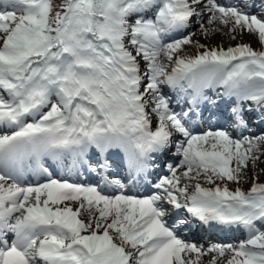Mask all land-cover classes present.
Returning a JSON list of instances; mask_svg holds the SVG:
<instances>
[{"label":"snow or ice","instance_id":"1","mask_svg":"<svg viewBox=\"0 0 264 264\" xmlns=\"http://www.w3.org/2000/svg\"><path fill=\"white\" fill-rule=\"evenodd\" d=\"M58 9L54 0H0V129L9 130L0 134V264H218L226 255V264H264V183L254 175L247 191L229 187L264 156V134L245 119L254 107L264 117V51L196 42L203 51L179 55L194 22L206 38L227 29L264 48V0H60ZM162 85L178 89L187 110L176 112ZM209 89L233 102L230 121L194 133L208 123L199 106L216 104ZM173 147L179 162L148 195L109 179L111 150L139 187ZM86 166L115 192L55 174ZM25 173L43 179L23 185ZM181 209L245 239L185 240L178 230L188 220L167 219Z\"/></svg>","mask_w":264,"mask_h":264},{"label":"rangeland","instance_id":"2","mask_svg":"<svg viewBox=\"0 0 264 264\" xmlns=\"http://www.w3.org/2000/svg\"><path fill=\"white\" fill-rule=\"evenodd\" d=\"M205 27H208L207 23L205 24ZM188 32H190V31H188ZM225 33L229 34L227 32V29H225ZM235 35H236V38L233 39L232 36L229 37L228 35H225L221 31V32H217V33H210L208 35V37L206 38L198 30L196 31V29H195V35L192 38L194 47L189 48L190 46H188L187 48H184V51L179 53V55L181 57H185L187 51L195 50L196 49V47H195L196 42L206 46L207 48H221L222 47V48L226 49L224 47L225 44L228 42H231L229 40L233 39V42H231V43H233L232 46H234V47L238 44H248V45L251 44V46H253V47H261L257 38L254 35H249L247 33L240 34L239 32L236 33ZM214 38H216L217 40H214ZM201 49H203V48H201ZM254 175L258 177V179L256 180V183H261L262 181H264V156H261L260 159L256 162L255 168H252L251 164H250V166L246 172L247 178L242 179L239 185H237L235 183L229 184L230 189H235L237 186H239L242 190L247 191L252 186V183H253L252 178ZM243 239H245V236L241 237L236 243H238L239 241H241ZM227 259H228L227 255L223 258H220L218 260L219 261L218 264H226Z\"/></svg>","mask_w":264,"mask_h":264},{"label":"bare ground","instance_id":"3","mask_svg":"<svg viewBox=\"0 0 264 264\" xmlns=\"http://www.w3.org/2000/svg\"><path fill=\"white\" fill-rule=\"evenodd\" d=\"M233 2H235V0H223L222 1V3H233ZM264 131V128H260V130L259 131ZM179 162V159H178V161H177V163ZM167 174V173H166ZM203 182V181H202ZM203 185H205L206 187H208V185L207 184H203ZM203 263H204V261H203Z\"/></svg>","mask_w":264,"mask_h":264}]
</instances>
